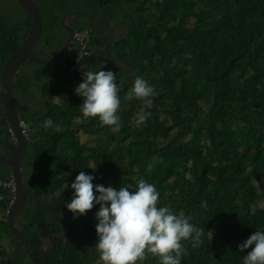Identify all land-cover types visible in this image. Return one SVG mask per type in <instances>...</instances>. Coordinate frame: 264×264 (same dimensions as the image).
Here are the masks:
<instances>
[{
	"label": "trees",
	"instance_id": "obj_1",
	"mask_svg": "<svg viewBox=\"0 0 264 264\" xmlns=\"http://www.w3.org/2000/svg\"><path fill=\"white\" fill-rule=\"evenodd\" d=\"M34 1L42 27L33 51L42 58L59 48L67 34L59 19L70 10L91 14L95 27L110 28L112 21L117 28L120 19L126 29L109 43L106 31L93 33L91 52L74 74L78 83L89 70L116 74L123 84L116 131L103 133L98 118H82L77 109L82 98L71 91L73 81L62 67L70 66L72 45L70 55L51 64L24 60L12 80L16 111L31 136L21 162L24 175L44 182L39 192L52 194L48 202L55 212L83 236L88 264L99 262V205L75 219L65 206L73 192L66 185L80 171L93 175L94 185L110 183L116 190H134L143 178L160 193L158 206L183 211L202 227L199 247L191 239L182 242L181 264H243L251 249L241 252L238 245L264 231V0H157V11L152 0ZM74 19L76 28L86 25L82 15ZM29 27L16 0H0V74ZM136 75L155 86L150 105L123 99ZM140 110L150 116L138 125ZM75 116L82 118L78 125ZM48 118L63 131L42 127ZM7 128L0 136L9 137ZM79 130L88 139L80 142ZM8 177V167L0 165V178ZM36 206L29 224L41 221L40 232L51 239L46 264H84L81 241ZM36 232L28 236L39 243ZM24 253L19 244L11 264L41 263L37 252L31 260ZM137 264L159 259L148 254Z\"/></svg>",
	"mask_w": 264,
	"mask_h": 264
},
{
	"label": "clouds",
	"instance_id": "obj_2",
	"mask_svg": "<svg viewBox=\"0 0 264 264\" xmlns=\"http://www.w3.org/2000/svg\"><path fill=\"white\" fill-rule=\"evenodd\" d=\"M152 1L155 2L153 7L155 11H157V0ZM73 11L76 13L69 14L64 21L61 22V19L62 15L65 13L62 14L59 19L60 26L67 32L59 45V48L69 36V32L63 27V23L71 27L73 29V33L71 34V39L65 49V53L57 61L62 59L64 55H70L69 49L71 47L69 48V46L72 45V47L75 48V52L70 56V66H68V64H64L62 67L64 68V72L67 74V78L73 81L71 91L82 98L83 102L81 105H77V109L79 108L81 110L83 116L82 118H98L101 125L104 126L102 130L103 133L116 131L121 120L118 115V111L121 106L119 93L121 91L120 85H123L117 84L116 74L110 70L85 71L82 73L81 83L77 82V79L74 78V74L79 73V70L81 69V59L89 55L91 52L90 40L93 33L100 32L101 30L106 31L108 36L107 43H109L112 34L113 36H118L120 32H124L126 29L122 26V21L120 19H117L119 23L117 28L113 27L112 21H110V28L104 26L95 27L93 21L94 19L91 14L84 10H70L66 13H71ZM76 15H82L85 18L86 25L84 27L76 28V25H73L75 22L74 17ZM72 20H74V22ZM90 22L92 27L90 26ZM112 28L115 30L112 31ZM76 54L79 56L78 59L73 58ZM102 68L103 66L100 67V69ZM154 91H156L155 86L149 79L144 76L139 77L136 75L131 88L126 92L123 99L125 101H131L135 98L142 100L145 105H150L152 103L150 97L155 94ZM142 112L143 110H140V114L138 113L137 115V123L145 122L148 116H150V113ZM75 118L80 119V121L76 122L75 119L73 123L76 125L80 124L82 118H80V116H75ZM18 120L21 127V133L27 139V147L24 152L25 154L31 141L30 130L24 121L20 119L19 114ZM4 125L7 124L4 123L1 127L3 128ZM42 127L45 129L52 128L57 132L63 131L60 125L53 124L51 118L46 119ZM7 131L9 139L11 140V143H13L12 135L8 128ZM84 136L85 139H88L87 135L84 134ZM38 137L45 140L44 136L42 137L38 135ZM23 156L21 159H23ZM20 161L22 162V160ZM94 179L95 177L93 175L80 171L70 185V188L73 190L72 197L70 201L65 202V206L68 211L72 213L73 218L75 219L79 216L86 215L88 211L92 210L96 205H99V210L95 213V218L98 223L95 225L97 240L94 247L96 252L99 254V262H102V264H137V261L142 262L148 254H152L157 257L159 259V264H181L183 241L191 239L193 240L194 247L200 246L202 242L201 236L205 232L204 229L202 227L197 228L190 223V217H187L183 211L174 213L167 206H158L160 193L154 184L140 178L137 180L134 190L130 191L128 187L123 186H120L119 190H116L111 186L104 187L110 183L94 185L92 183ZM59 193L60 191H56L57 196ZM15 199L16 187L9 170L8 179L0 178V213L2 215L0 218V235L7 233L10 243L12 244V246L7 250L2 249V245H0V262L3 264H11V259L14 257L16 247L19 244H22L25 247L24 254L27 255L29 260H31L30 255L35 252L38 253L41 259V254L36 247L25 244L23 241L18 239L15 234L10 232V222L12 223V226L15 227L20 234L24 235L33 245L43 248L45 255L46 250L51 245V239L47 234L43 235L44 241L48 242L47 248L43 246L42 241L37 240L39 242L37 243L35 242V239L32 240L28 236L29 233H32L35 230L37 231L38 229L40 230V228L43 227L40 224L41 221L21 226V221L16 222V220H14V217L25 207L27 199H30L32 201L31 203H38L32 198L25 196L22 200V204L14 206L13 209ZM50 206L53 208L52 205ZM4 211L6 214H4ZM32 212L33 209H24L23 213L18 216L22 215L26 218H30ZM47 213L50 215L48 210ZM55 213L57 214V212ZM58 217L62 218L59 215ZM17 224H20L21 229L27 228V235L19 230V226H17ZM46 237H48L49 240L46 239ZM238 248L241 252L245 249H251L244 256L243 264H264V231L256 230L245 241L240 243ZM23 260L25 259L22 258V261ZM21 263L22 262L18 264Z\"/></svg>",
	"mask_w": 264,
	"mask_h": 264
},
{
	"label": "water",
	"instance_id": "obj_3",
	"mask_svg": "<svg viewBox=\"0 0 264 264\" xmlns=\"http://www.w3.org/2000/svg\"><path fill=\"white\" fill-rule=\"evenodd\" d=\"M17 4L29 15L30 17V27L27 32L26 37L21 42L20 46L17 50L7 59L5 64L2 67L0 74V96H1V104H2V114L0 115V127L6 123L8 125V129L12 135L13 143H5L3 139L0 138V146L9 150L7 157H0V164L7 165L13 177V182L16 187V199L14 206H19L22 204V200L25 196L32 198L35 202L45 207L50 215L55 219L56 222L61 224L67 231L73 234L77 239H79L82 243V253L81 257L84 264H88L87 262V250L86 243L81 234L77 232L72 226L66 223L62 218L58 217L53 208L47 204L45 200H43L38 195H35L32 192H29L23 185L21 169H20V160L25 152V148L27 147V139L21 133V127L19 125L18 114L16 112V108L13 102L12 96V80L14 74L18 71L19 67L22 65L24 60H32L40 64H48L57 61L64 53L65 49L70 42L71 34L73 33V29L63 23V27L69 32V36L66 38L61 47L57 50V52L49 57L41 58L34 51V45L39 37L41 30V14L34 0H16ZM76 12L65 13L62 15L61 22L69 16V14H74ZM90 26L92 24L90 22ZM15 144V145H14ZM16 204V205H15ZM9 230L12 234H15L18 239L23 241L25 244H29L31 246L36 247L40 254L42 262L41 264H46V255L43 248H39L36 245H33L27 238L20 234L15 227L12 226V223L9 224Z\"/></svg>",
	"mask_w": 264,
	"mask_h": 264
},
{
	"label": "flooded vegetation",
	"instance_id": "obj_4",
	"mask_svg": "<svg viewBox=\"0 0 264 264\" xmlns=\"http://www.w3.org/2000/svg\"><path fill=\"white\" fill-rule=\"evenodd\" d=\"M2 128V127H1ZM0 128V129H1ZM3 141L5 143H11V140L9 139V137H7L6 134H2V136H0ZM2 147V146H1ZM3 149L5 150H0V154L1 156H4V157H7L8 156V153H9V150L2 147ZM5 154V155H3ZM25 155V154H24ZM22 160V159H21ZM20 167H21V171H22V182H23V185L24 187L29 191V192H32L34 193L35 195H38L39 197H41L43 200H45L47 203L48 200H52V194H41L39 191L43 188V186L45 185L44 182L42 180H36L34 179L33 176L31 177H28L26 175H24V169H23V166L21 165V161H20ZM47 195H49V197H47ZM32 201L30 199H27V203L25 205V207L14 217V220L18 217L19 214H22L24 209H34L36 208V203H31ZM50 204V203H49ZM52 205V204H50ZM4 214H6V212L4 211ZM3 214V216H4ZM2 217L1 213H0V218ZM68 223V222H67ZM69 224V223H68ZM44 229V228H43ZM21 231L27 235L28 233V230L25 228V229H21ZM43 233L40 232V230L38 229L37 232L35 233V238L38 240V241H42V244H44V237H43ZM2 235H0L1 237ZM46 239L49 240L48 237H46Z\"/></svg>",
	"mask_w": 264,
	"mask_h": 264
},
{
	"label": "rangeland",
	"instance_id": "obj_5",
	"mask_svg": "<svg viewBox=\"0 0 264 264\" xmlns=\"http://www.w3.org/2000/svg\"><path fill=\"white\" fill-rule=\"evenodd\" d=\"M53 101L54 102H60V100L58 99V98H53ZM76 119V118H75ZM74 119V120H75ZM76 122H79L80 121V119H76L75 120ZM137 122V119L135 120V123ZM137 124H141V123H137ZM29 133V132H28ZM77 136H78V140L80 141V142H83L84 141V139H85V136H84V133L82 132V131H79V132H77ZM263 179V178H262ZM261 181V180H260ZM104 186V185H103ZM109 186H111V187H113L111 184H107L106 186H104V187H109ZM67 187H69L70 188V186H68L67 185ZM114 189H116L115 187H113ZM260 203H261V205H264V200H261L260 201ZM34 211H36V208H34L33 209V212L31 213V214H34ZM29 219L30 218H26V217H24V216H22V215H20V216H18L15 220H16V222L17 221H21L22 223H21V226L22 225H26V224H28L29 223ZM17 226H19V230H21V227H20V224H17ZM0 245H2V249H4V250H7V249H9L11 246H12V244L10 243V240H9V236L7 235V233H3V235L0 237ZM43 246L45 247V248H47V246H48V242L47 241H44V244H43ZM101 264H102V262H100Z\"/></svg>",
	"mask_w": 264,
	"mask_h": 264
},
{
	"label": "built area",
	"instance_id": "obj_6",
	"mask_svg": "<svg viewBox=\"0 0 264 264\" xmlns=\"http://www.w3.org/2000/svg\"><path fill=\"white\" fill-rule=\"evenodd\" d=\"M78 57H79L78 54H76L73 58L78 59Z\"/></svg>",
	"mask_w": 264,
	"mask_h": 264
}]
</instances>
